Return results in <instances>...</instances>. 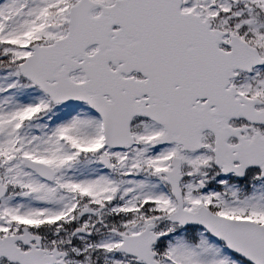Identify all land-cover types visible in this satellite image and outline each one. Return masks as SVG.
<instances>
[{"label": "snow or ice", "instance_id": "1", "mask_svg": "<svg viewBox=\"0 0 264 264\" xmlns=\"http://www.w3.org/2000/svg\"><path fill=\"white\" fill-rule=\"evenodd\" d=\"M0 264H264V0H0Z\"/></svg>", "mask_w": 264, "mask_h": 264}]
</instances>
